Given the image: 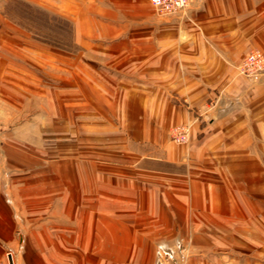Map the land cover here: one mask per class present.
Here are the masks:
<instances>
[{
    "label": "crops",
    "instance_id": "crops-1",
    "mask_svg": "<svg viewBox=\"0 0 264 264\" xmlns=\"http://www.w3.org/2000/svg\"><path fill=\"white\" fill-rule=\"evenodd\" d=\"M24 1L72 38L0 5V264H264V0Z\"/></svg>",
    "mask_w": 264,
    "mask_h": 264
},
{
    "label": "rangeland",
    "instance_id": "rangeland-1",
    "mask_svg": "<svg viewBox=\"0 0 264 264\" xmlns=\"http://www.w3.org/2000/svg\"><path fill=\"white\" fill-rule=\"evenodd\" d=\"M0 5L2 9L4 10V12L8 13L12 18H14L15 21L26 24V25H21V26L25 27V31L29 34V36H31V38L42 39L51 44L58 42L62 44L63 48H70L72 30H71L70 22L67 19L58 18V17L55 18L54 15L52 16L48 12H45L44 10L28 2H25L24 0H0ZM157 13H159L160 15H168V14H161L159 11H157ZM255 49H258V48H255ZM251 50H254V49H251ZM261 51L264 52L263 50ZM242 60L238 65L239 73L253 80H256V81L259 80L264 74V72L258 78L247 75L241 70V68H243L241 65ZM182 124L189 126V132L191 133L192 125L188 122L176 124L172 126L169 130V135H170L171 141H173L174 143L187 144L190 140V137H189L188 142L179 143L173 138L172 136L173 128L177 125H182ZM0 152L2 153L1 142H0Z\"/></svg>",
    "mask_w": 264,
    "mask_h": 264
},
{
    "label": "built area",
    "instance_id": "built-area-1",
    "mask_svg": "<svg viewBox=\"0 0 264 264\" xmlns=\"http://www.w3.org/2000/svg\"><path fill=\"white\" fill-rule=\"evenodd\" d=\"M153 6L161 14H172L177 11L186 9L189 6V0H150ZM242 72L247 75L258 78L264 72V52L259 49L251 50L245 55L241 63ZM173 138L179 143H186L189 140L190 132L189 126L177 125L172 131ZM2 161V154L0 152V162ZM161 264H166L162 261Z\"/></svg>",
    "mask_w": 264,
    "mask_h": 264
},
{
    "label": "water",
    "instance_id": "water-1",
    "mask_svg": "<svg viewBox=\"0 0 264 264\" xmlns=\"http://www.w3.org/2000/svg\"><path fill=\"white\" fill-rule=\"evenodd\" d=\"M9 260H10L11 263L13 262L11 255H9Z\"/></svg>",
    "mask_w": 264,
    "mask_h": 264
},
{
    "label": "bare ground",
    "instance_id": "bare-ground-1",
    "mask_svg": "<svg viewBox=\"0 0 264 264\" xmlns=\"http://www.w3.org/2000/svg\"><path fill=\"white\" fill-rule=\"evenodd\" d=\"M152 4V3H151ZM153 5V4H152Z\"/></svg>",
    "mask_w": 264,
    "mask_h": 264
}]
</instances>
